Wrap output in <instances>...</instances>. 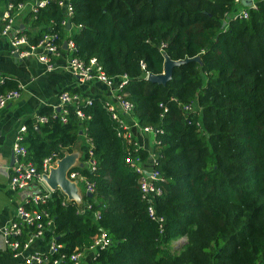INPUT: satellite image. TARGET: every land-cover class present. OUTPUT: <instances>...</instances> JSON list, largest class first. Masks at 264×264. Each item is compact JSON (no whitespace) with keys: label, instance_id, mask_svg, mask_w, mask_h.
Returning <instances> with one entry per match:
<instances>
[{"label":"trees","instance_id":"trees-1","mask_svg":"<svg viewBox=\"0 0 264 264\" xmlns=\"http://www.w3.org/2000/svg\"><path fill=\"white\" fill-rule=\"evenodd\" d=\"M69 1V29L58 0H47L26 14L22 32L33 43L54 34L59 49L72 39V56L126 75L132 116L155 134L150 149L128 143L98 94L65 103V114L43 105L44 121L27 119L23 160L38 171L48 155L77 149L71 170L93 184L79 203L60 189L44 203H23L52 218L42 243L54 238L61 264H74L75 250L90 253L88 264H264V0L246 18L229 15L233 0ZM166 56L189 60L165 83L149 81ZM17 85L9 77L0 91ZM151 152L161 192L150 204L161 220L150 216L140 173L126 161L146 162ZM22 227V239L35 229ZM101 233L108 246L88 249Z\"/></svg>","mask_w":264,"mask_h":264},{"label":"built area","instance_id":"built-area-1","mask_svg":"<svg viewBox=\"0 0 264 264\" xmlns=\"http://www.w3.org/2000/svg\"><path fill=\"white\" fill-rule=\"evenodd\" d=\"M246 3L244 0H233L234 9L229 14L232 17H248V8H256L257 3L260 0H248ZM47 0H0V35L9 36V45L11 53L17 54L19 57L35 56L42 63L46 64L50 69L52 67V55L59 52V45L56 44L53 39L56 37L54 34H44L37 42L33 43L28 40V37L22 32L20 24L17 23V17H19L25 9L35 12L39 7H43ZM58 5L63 8L64 17L62 24H66L69 21L73 13V7L69 0H58ZM66 48L70 51V57L67 60V67L77 75L81 82L99 81L108 87L113 88L112 100L106 99L105 104L111 112V117L117 123L118 134L125 137L128 143H132L137 147V141L133 138L130 131L129 124L124 119L123 114H129L131 117L132 103L125 99L123 96L122 88L124 87L127 76L121 75L114 78L106 74V72L97 64L94 57H91L86 63L78 57L72 56L71 53L76 49V45L72 39H66ZM148 75V74H147ZM147 77V76H146ZM6 77L0 74V85L4 84ZM20 97V86L16 88H9L0 91V109L3 108L10 101L16 100ZM79 93H71L69 91H62L59 95V101L55 108L65 114L67 110L64 108L65 103H75L81 99ZM86 103H91L89 97L84 98ZM76 114L79 117H83V111L78 107ZM63 121H66L64 115L61 116ZM45 116L36 114L33 118L34 122L44 121ZM136 121V119H135ZM137 126L139 125L136 121ZM26 124H21L13 139V154L14 164L11 166L9 172L8 188L12 191H17L27 187L33 181L44 182L42 175L48 174L50 167L56 165V161L61 158L56 154H51L45 157L42 161L41 170H36V167L22 158L26 154L25 147L21 144L23 139V133L26 130ZM144 131H155L151 127H141ZM84 134V133H83ZM87 140V139H86ZM90 156H92V150H89ZM88 164L91 169H94L95 160L90 158ZM127 162L134 167L136 171L140 173L139 184L142 197L148 202L149 214L153 219L161 220L160 216H157L154 212L153 206L150 204L152 196L161 192L160 186L156 183L160 179L159 172L154 168L155 153H150L148 161H141L140 157H128ZM70 180L77 181V186L81 196L83 192L88 193L93 191V184L87 181L78 171L70 170L68 173ZM83 181L84 187L81 189L79 182ZM52 190L46 189V191L36 190L26 197L24 202L38 205L44 203L50 197ZM67 197V196H66ZM68 199V198H67ZM69 200V199H68ZM23 202V203H24ZM23 203L17 206L16 215L19 220L15 218L7 224L0 227V234L4 244L12 252V256L17 258V261L13 264H61L63 253L56 255L59 244H57L54 238H50L47 242V249L45 251H30V244L36 239H43L46 230L53 224L52 218L47 211H38L36 208L26 209ZM89 207V204H88ZM22 223L26 225L34 224L35 229L32 232H26V236L22 239L23 227ZM109 244L104 233L96 235L94 237L92 245L88 249H94L96 247H106ZM83 251L75 250L70 254V258L74 264H81L83 259Z\"/></svg>","mask_w":264,"mask_h":264},{"label":"crops","instance_id":"crops-1","mask_svg":"<svg viewBox=\"0 0 264 264\" xmlns=\"http://www.w3.org/2000/svg\"><path fill=\"white\" fill-rule=\"evenodd\" d=\"M29 12L25 9L17 17V23L27 26L29 21L25 20ZM70 51L61 48L59 52L52 55V67L39 61L35 56L21 58L11 53L9 36L0 35V74L13 78L20 86V97L10 101L0 109V227L12 221L16 215V208L23 203L30 193L36 190L46 191L49 189L45 182L33 181L27 187L12 191L8 188L9 172L14 164L13 139L21 124L27 119H32L39 113L41 106L50 105L55 108L62 91L75 90L71 93H79L86 98L91 94H98L106 99L112 100L113 88L99 81L81 82L67 67ZM129 124L133 138L142 148L150 149L154 134L144 131L136 124L135 118L129 114H123ZM77 162L79 161L80 151ZM30 251H45L47 242L36 239L30 244ZM81 264L90 262V253L85 251ZM17 258L12 256L10 249L4 244L0 234V264H13Z\"/></svg>","mask_w":264,"mask_h":264},{"label":"water","instance_id":"water-1","mask_svg":"<svg viewBox=\"0 0 264 264\" xmlns=\"http://www.w3.org/2000/svg\"><path fill=\"white\" fill-rule=\"evenodd\" d=\"M246 3H249L248 0H244ZM23 28V25H20ZM67 28H70V22H67ZM63 48H66V41H63ZM194 60H199L198 56L193 57ZM189 60V58L173 60L166 56L163 71L158 74L148 73L147 79L149 81L157 82V83H165L168 79H170L172 74V68L176 65H179L185 61ZM78 152L73 151L64 154L61 158L56 161V165L50 167L48 174H43L42 178L47 186L53 191L56 189H60L69 200H74L76 202L81 201V193L79 192L77 181L70 180L68 177L69 171L72 167L77 164ZM91 195V192L87 193ZM176 241H181L182 243L186 241V237L182 236L176 239Z\"/></svg>","mask_w":264,"mask_h":264},{"label":"rangeland","instance_id":"rangeland-1","mask_svg":"<svg viewBox=\"0 0 264 264\" xmlns=\"http://www.w3.org/2000/svg\"><path fill=\"white\" fill-rule=\"evenodd\" d=\"M79 186H80L81 189L84 187V185H83L82 182H79ZM181 243H182L181 241L178 242V241H176V239H174V240H172V241L170 242V245H171V246H174V247H177V246H179Z\"/></svg>","mask_w":264,"mask_h":264}]
</instances>
